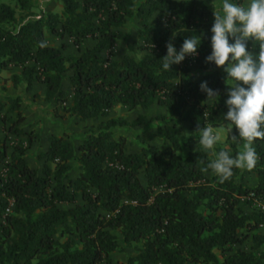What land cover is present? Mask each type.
<instances>
[{"label": "trees", "instance_id": "trees-1", "mask_svg": "<svg viewBox=\"0 0 264 264\" xmlns=\"http://www.w3.org/2000/svg\"><path fill=\"white\" fill-rule=\"evenodd\" d=\"M13 1V6L0 3V71L20 69L18 76L10 77L13 86L22 81L29 91L33 82L42 83L44 101L60 105L63 114L80 121L103 117L114 105L145 109L155 103L167 109L173 125L157 128L155 135L168 141L169 150L147 146L139 154L124 153L122 138L111 140V128L127 126L120 118L99 125L77 146V156L66 135L49 136L47 150L38 155L44 160L40 171L23 160L30 137L25 147L15 144L0 174V264H111L109 254L118 243L133 245L136 252L125 264H264V234L258 232L264 228V211L243 214L238 207L239 199L249 194L264 202V140L253 145L258 155L249 170L256 177L253 187L235 180L236 168L224 182L217 176L206 178L212 172L204 170L211 162L207 151L197 149L184 158L176 154L187 144L175 128L179 120L194 133L206 126L228 129L230 124L224 119L228 85L217 72L197 80L189 74L191 65L204 71L211 63L206 57L212 51L214 12L199 0H137L135 5L133 0H58L60 15L40 11L24 22L31 17V0ZM129 17L138 25L137 50L148 54L138 60L102 58L101 52L111 56L114 42L123 39L118 28ZM43 30L70 40L77 55L64 57V44L46 45ZM188 37H200L197 53L165 71L166 45L171 42L179 51ZM85 39L95 43L80 50ZM247 48L259 51L251 39ZM62 80L72 90L70 108L62 106ZM204 82L219 93L217 98H207L200 88ZM19 102L7 97L0 101V123L15 137L21 135ZM9 113H14L13 120L6 117ZM162 120L138 116L128 126ZM5 141L6 136L0 142V162L6 155ZM236 146L231 140L233 157ZM221 150L215 148V153ZM69 160L78 164L74 179L67 176ZM56 235L65 238L58 241ZM242 239H249L248 251L234 248Z\"/></svg>", "mask_w": 264, "mask_h": 264}, {"label": "crops", "instance_id": "crops-1", "mask_svg": "<svg viewBox=\"0 0 264 264\" xmlns=\"http://www.w3.org/2000/svg\"><path fill=\"white\" fill-rule=\"evenodd\" d=\"M180 1V0H176ZM202 4L212 10L214 13L219 11L222 7L223 0H199ZM57 6L55 9L51 10V13L60 15L61 7L59 1H57ZM233 3H242L247 4L248 0H229ZM137 0H133L135 5ZM134 7L132 12H134ZM156 12L153 13L152 17L149 18L148 22L153 23ZM138 29L137 21L134 17H129L126 19L125 24L118 28V31L123 34L122 40H116L112 45L111 52L112 55L109 56L107 51L101 52V57L107 59L108 61H117L122 56H130L134 60H138L141 57L147 55V51H138L137 46L140 45L139 40L137 39L136 30ZM212 36V33H211ZM43 38L46 45L59 48L61 44L65 45V48L61 51L64 57H75L77 55L75 47L71 45L70 40L56 38L51 35L47 30H43ZM94 41L91 39H85L80 44L79 49L85 50L90 49L94 45ZM225 65L224 67H226ZM224 67L215 66L214 62H211L206 70H200L196 65H191L189 67V74L191 78L197 80L203 77L205 74L217 72L218 77L221 82L228 85V81H225L227 78V73L224 71ZM20 69L18 67L9 66L0 71V101L3 98H18L19 107L18 113L22 117V121L18 123L17 128L21 131V135L15 137L6 133L7 124L0 123V142L6 136L5 146L6 155L5 159L0 162V174L3 171V163L8 161L9 155L12 152V147L21 143L23 147L26 146L27 135L30 137V144L25 149L23 153V160L27 166L33 170L40 171L42 164L44 163L43 159H39L38 155L44 153L48 148L47 138L49 136H62L66 135L72 144L74 149V155L77 156V146L89 135L95 134L99 125L103 124L108 120H116L118 118L122 119L127 126L122 127H113L109 130L111 140H116L117 138H122L124 141L123 151L126 154H139L142 148L147 146H153L159 150H169L170 145L166 140H160L156 138V129L162 128L164 126H171L173 122L168 120V112L165 107L158 106L153 103L145 109L135 107L130 109L128 107H123L120 105H114L111 109L108 110L107 114L103 117H96L80 121L78 118L69 116L68 114H63L61 112L60 105L54 104L52 102H45L43 97L45 93V86L40 82H33L29 91L25 90V83L20 81L15 86L12 85L10 77L12 75L18 76ZM244 86V85H242ZM61 90L66 94V100L62 104L65 108H70L71 103V88L67 80H62L60 84ZM210 100H207L206 104H209ZM186 110L183 111L182 115ZM138 116L145 118L146 120L152 119L156 116L164 117L162 121H153L148 122L140 127H129L128 125L133 122ZM7 118L11 120L14 119V113H9L6 115ZM2 128H5L4 131ZM176 129L180 130L179 137L187 139V144L185 146L180 145L179 150L176 152L181 158L186 157L190 152H193L197 149L207 151L209 158L211 160L215 159V148H223L230 152L229 144L232 140V135L238 137V131L236 128L232 129V132L229 133L228 129L216 128L214 130H219L218 133L221 137L220 141L214 146L212 150L204 149L200 143V131L194 133L188 129V124L184 120H179L178 124L175 126ZM230 137L229 140L226 139V135ZM237 146L235 148L236 154L243 151L244 141L237 139ZM255 141L253 142L254 145ZM70 167L67 176L70 179H74L78 174V164L69 160L67 162ZM52 168L53 166L49 164ZM206 178L211 176H216L213 171L205 175ZM235 180L246 187H253L256 185V177L248 169H238L237 174L235 175ZM141 183L144 184V180L140 179ZM246 198L242 197L239 199V209L243 214H250L253 212V206H249L245 203ZM76 203H81L80 198L78 197ZM61 209H68L72 207L71 205H58ZM264 209V202L262 203ZM260 234H264V228L258 230ZM120 239L117 238V240ZM118 246L123 250L121 255L123 259L118 262V264H124L123 260L126 261L128 257H133L136 252L133 248V245L130 247H124L120 243ZM137 248L140 246L137 244ZM118 250V249H117ZM113 253V252H112ZM109 254V259L111 264H117ZM189 264V263H187Z\"/></svg>", "mask_w": 264, "mask_h": 264}, {"label": "clouds", "instance_id": "clouds-1", "mask_svg": "<svg viewBox=\"0 0 264 264\" xmlns=\"http://www.w3.org/2000/svg\"><path fill=\"white\" fill-rule=\"evenodd\" d=\"M213 15L212 51L206 62H214L217 67L227 65L224 71L228 81L225 101L228 110L224 119L230 122L229 133L233 127L238 131V137L232 135V140L239 138L245 142L244 150L234 157L227 150L219 151L204 169H211L224 182L233 175L234 168L251 170L256 166L258 155L253 142L264 140V0H248L247 4L223 0L221 9ZM230 37L233 43H229ZM249 39L259 45L258 53L248 50ZM200 42V37H188L179 51L169 42L167 54L162 58L163 69L171 70V65L182 62L186 55H195ZM44 46L42 43L41 47ZM200 88L207 98L219 95L206 82ZM200 133L199 143L207 150H212L221 139L211 126L200 128Z\"/></svg>", "mask_w": 264, "mask_h": 264}, {"label": "rangeland", "instance_id": "rangeland-1", "mask_svg": "<svg viewBox=\"0 0 264 264\" xmlns=\"http://www.w3.org/2000/svg\"><path fill=\"white\" fill-rule=\"evenodd\" d=\"M58 0H31V4H32V9H31V17L27 18L24 20L25 21H29L34 17H37L40 11H50L55 9V7L57 6V2ZM0 3H4L7 4L9 6H13L14 5V1L13 0H0ZM5 128H2V130L4 131ZM215 132L219 133V130H214ZM7 141V140H6ZM247 203L249 206H252V204L250 202H245ZM253 209L258 210V208L255 206ZM112 234L116 237L119 238V234L117 231H113ZM56 240L58 241H62L65 236H61L59 237L58 235H56L54 237ZM78 245V244H77ZM239 247L242 250L248 251L249 247H250V241L249 239H242L241 242L238 245H235L234 248ZM264 248V246H263ZM121 251H123L120 247H118V250L114 251L111 254V258L118 264V262H120L123 259V256L121 255ZM123 263L125 264V260H123Z\"/></svg>", "mask_w": 264, "mask_h": 264}, {"label": "built area", "instance_id": "built-area-1", "mask_svg": "<svg viewBox=\"0 0 264 264\" xmlns=\"http://www.w3.org/2000/svg\"><path fill=\"white\" fill-rule=\"evenodd\" d=\"M247 201L251 200L252 204L255 205L260 211H264L263 207H262V201H257L253 198V196L251 194L247 195V197H245ZM6 212H8V210H6Z\"/></svg>", "mask_w": 264, "mask_h": 264}]
</instances>
